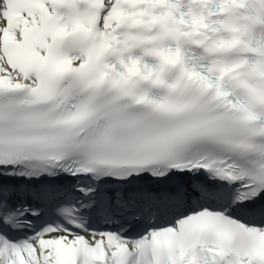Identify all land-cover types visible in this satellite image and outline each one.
<instances>
[{"label":"snow or ice","instance_id":"obj_1","mask_svg":"<svg viewBox=\"0 0 264 264\" xmlns=\"http://www.w3.org/2000/svg\"><path fill=\"white\" fill-rule=\"evenodd\" d=\"M0 264H264V0H0Z\"/></svg>","mask_w":264,"mask_h":264}]
</instances>
